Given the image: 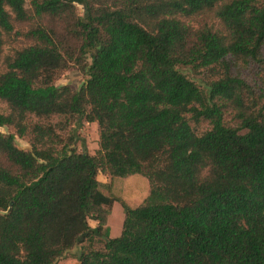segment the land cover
Here are the masks:
<instances>
[{
    "label": "trees",
    "instance_id": "trees-1",
    "mask_svg": "<svg viewBox=\"0 0 264 264\" xmlns=\"http://www.w3.org/2000/svg\"><path fill=\"white\" fill-rule=\"evenodd\" d=\"M74 1L0 0V264H56L90 217L78 264H264V0ZM99 171L149 183L116 237Z\"/></svg>",
    "mask_w": 264,
    "mask_h": 264
},
{
    "label": "rangeland",
    "instance_id": "rangeland-1",
    "mask_svg": "<svg viewBox=\"0 0 264 264\" xmlns=\"http://www.w3.org/2000/svg\"><path fill=\"white\" fill-rule=\"evenodd\" d=\"M30 0H25V6L29 7ZM77 7V14L85 16V0L74 1ZM196 23V22H195ZM211 23L218 28L217 20ZM70 43L74 44L73 39H69ZM22 41L15 37H7L3 46V57L11 53L14 48L21 45ZM3 70V65L0 71ZM83 73L76 67L72 66L67 71L63 72L55 81L56 85H69L73 90H76L85 80ZM0 112L7 113L5 102L0 101ZM206 128V123L202 121L198 130ZM72 134L74 135V147L77 151H87L91 154L96 153L99 149V128L95 122H87L83 119L75 121L72 125ZM1 132H12L11 128L0 127ZM16 144L19 148L29 150L30 144L28 137L15 136ZM99 181L98 199L102 204L110 210L108 226L114 232V237L118 236L122 230L124 217V205L129 207L137 206L149 192V183L146 177L140 174L130 175L128 177H112L107 172L99 171L97 174ZM94 239L92 241L85 240L77 244L73 249L57 261L56 264H78L77 254L80 248L85 246L102 247L105 236L98 229V223L93 218L88 219Z\"/></svg>",
    "mask_w": 264,
    "mask_h": 264
},
{
    "label": "crops",
    "instance_id": "crops-1",
    "mask_svg": "<svg viewBox=\"0 0 264 264\" xmlns=\"http://www.w3.org/2000/svg\"><path fill=\"white\" fill-rule=\"evenodd\" d=\"M108 222H109V220H108ZM109 228H110V226H109ZM110 237H114V232H113V230H111V228H110Z\"/></svg>",
    "mask_w": 264,
    "mask_h": 264
}]
</instances>
